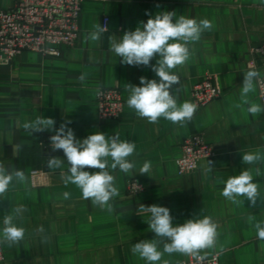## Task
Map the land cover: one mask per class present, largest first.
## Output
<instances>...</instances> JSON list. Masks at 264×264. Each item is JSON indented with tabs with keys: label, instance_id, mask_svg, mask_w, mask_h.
Instances as JSON below:
<instances>
[{
	"label": "crops",
	"instance_id": "obj_1",
	"mask_svg": "<svg viewBox=\"0 0 264 264\" xmlns=\"http://www.w3.org/2000/svg\"><path fill=\"white\" fill-rule=\"evenodd\" d=\"M14 0H0V9H8ZM175 12L197 21L209 19L214 27L190 45L191 58L173 71L180 76L178 103L190 101L192 86L206 74L215 75L221 96L197 109L184 126L161 118L149 123L129 108L128 86H141L140 77L159 79L150 66L122 64L110 51L111 40L124 32L134 31L141 22L159 12ZM107 19L108 31L97 42L85 41L97 23ZM264 42V2L262 0H83L79 33L72 46L60 45L59 57L24 51L9 63H0V163L9 169L23 170L26 182L13 181L0 197V230L7 214L19 207L15 220L25 229L22 241L12 246L1 244L0 264H148L132 253L135 243L160 239L149 229L150 214L140 212V205L169 208L173 224L210 216L218 225L217 244L199 255H216L219 264H264V240L256 236L253 223L264 222V201L255 207L247 199L235 205L221 195L225 181L248 168H260L253 182L264 195V163L246 165L242 155L264 153V114L254 117L235 107L240 102L244 73L250 69L249 48ZM158 58V57H157ZM154 58L150 64L155 65ZM255 70L264 76V57L253 59ZM85 74L81 81L79 77ZM116 85L123 101L122 112L115 120L100 121L96 94L99 88ZM174 87H178L174 86ZM252 102L264 105L256 91ZM38 116L53 118L58 129L68 124L77 139L94 132L106 137L119 135L120 140L135 142L129 159L135 163L130 174L110 168L119 196L111 201L113 211L94 206L82 198L72 184L65 186L61 169H49V157L65 159L62 150H53L50 137L54 132H34L23 128ZM202 133L214 151L211 158L201 159L195 170L177 173L176 159L181 143L189 135ZM151 162L148 173L140 168ZM208 162H211L209 168ZM85 170L95 172L96 169ZM135 179L143 190L135 195L126 191ZM70 193L65 199L63 193ZM167 242V241H164ZM163 251V243L159 245ZM192 257L165 253L157 264H176Z\"/></svg>",
	"mask_w": 264,
	"mask_h": 264
},
{
	"label": "clouds",
	"instance_id": "obj_2",
	"mask_svg": "<svg viewBox=\"0 0 264 264\" xmlns=\"http://www.w3.org/2000/svg\"><path fill=\"white\" fill-rule=\"evenodd\" d=\"M264 2V0H262ZM214 27L209 19L197 21L183 15L177 17L175 12H159L155 16H149L147 22H141L134 31H126L119 39L111 40L110 51L121 58V63L130 66H150L159 78L147 79L140 77L141 86L127 85L129 96L127 105L135 110L140 118L147 119L149 123H157L161 118L184 126L190 121L198 109V105L185 101L178 103V92L180 76L173 70L184 66L191 58L190 45L200 41L202 34ZM108 31L107 26L97 23L93 31L87 33L85 41L97 42L101 35ZM158 57V58H157ZM156 59L155 65L150 62ZM85 74L79 79L84 81ZM264 80L261 72L250 69L244 73V80L240 91V102L235 105L244 109L254 117L264 114V105L252 102L249 94L256 91V86ZM178 87H174L177 86ZM100 92L97 90V95ZM56 121L53 118L38 116L32 122H25L23 128L34 132H54L50 137V146L53 150H62L65 159L51 156L48 159L49 169H61L64 161H67V172L61 174V181L65 186L75 185L81 192L82 198L91 200L94 206L113 211V201L119 196V190L115 185V177L110 174L112 170L130 174L135 168V163L129 158L133 156L136 149L135 142L120 140L116 134L106 137L102 132H94L87 138L79 140L75 137L73 130L68 127L71 121L61 123L58 129L54 128ZM242 162L246 165L264 163V153L260 151L249 152L242 155ZM211 168V162H208ZM96 169L95 172L85 170ZM151 162L146 161L140 168V172L148 173ZM254 174L262 175L261 169L248 168L242 170L238 175L229 177L224 183L221 195L235 205L243 203L244 199L250 202L252 207L256 206L257 199L264 201V195L259 191V185L253 182ZM27 180L25 172L19 169H7L0 163V197L9 190L13 181L25 183ZM68 199L70 193H63ZM140 212L150 214L147 221L149 229L160 239L142 240L132 247V253L148 264H157L162 256L167 253H181L192 255L197 259H203L199 255L202 250L214 248L217 244L218 225L210 216L200 219H188L183 224H173L170 210L164 206L140 205ZM21 209L17 207L13 214H7L3 219V228L0 230V244L7 243L9 246L19 243L24 239L25 229L17 226L15 220L19 217ZM249 223H253L256 236L264 240V222L256 221L254 216H248ZM167 241V242H164ZM163 243V251L159 245ZM163 264H168L164 261Z\"/></svg>",
	"mask_w": 264,
	"mask_h": 264
},
{
	"label": "built area",
	"instance_id": "obj_3",
	"mask_svg": "<svg viewBox=\"0 0 264 264\" xmlns=\"http://www.w3.org/2000/svg\"><path fill=\"white\" fill-rule=\"evenodd\" d=\"M83 0H14L8 9H0V63H9L16 55L36 52L43 56L59 57L60 45L72 46L79 33L81 3ZM104 18L103 25L106 26ZM250 66L255 69L253 59L264 57V42L249 48ZM215 75L206 74L192 86L190 101L198 109L221 96V89L215 83ZM96 94L98 118L115 120L123 108L119 87H101ZM257 96L264 101V80L257 84ZM214 155L212 146L202 133L185 137L181 143V154L176 159L177 173L184 174L197 168L201 159ZM143 190V185L132 179L126 191L135 195ZM201 256V255H200ZM197 259L195 256L176 264H219L217 256ZM3 259L0 244V260Z\"/></svg>",
	"mask_w": 264,
	"mask_h": 264
}]
</instances>
